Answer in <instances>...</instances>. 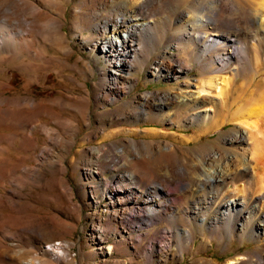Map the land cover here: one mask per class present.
<instances>
[{
  "label": "rangeland",
  "instance_id": "374dc122",
  "mask_svg": "<svg viewBox=\"0 0 264 264\" xmlns=\"http://www.w3.org/2000/svg\"><path fill=\"white\" fill-rule=\"evenodd\" d=\"M41 1L34 2L46 13L42 17L59 25L38 34L32 52L18 51L6 35L24 25L0 17V264H241L229 261L264 254V239H249L248 232L238 237L235 213L228 220L217 213L228 196L240 201L253 193L249 201L262 202L261 192L245 185L246 174L217 186L168 183L171 175L184 183L200 165L210 170L223 164L224 157L213 159L212 152L250 158L242 150L250 144L246 128L231 119L239 104L249 106L257 97V85L264 87V28L257 18L250 23L248 1L239 0L241 12L235 13L233 1L223 0L228 23L224 17L221 27L202 29L193 23L197 10L190 5L208 6L209 0L141 5L139 19L151 34L139 36L133 66L123 71L130 81H118L116 88L103 81L114 59L96 44L95 14H114L119 7L102 5L104 0ZM198 30L207 37L234 36L238 54L215 70L211 59L201 58L211 46L191 41ZM179 41L184 49L174 46ZM211 77L221 87L203 99L159 100L165 94L194 97ZM28 98L29 106L23 104ZM214 121L219 125L209 129ZM237 132H245L244 141L229 143ZM94 149L116 154L118 165ZM129 172L136 186L125 178L120 187L114 175ZM159 184L151 194L167 199L164 212L130 217L145 190ZM110 185L113 196L106 194ZM139 191L143 196L134 201ZM184 228L191 230L186 242Z\"/></svg>",
  "mask_w": 264,
  "mask_h": 264
},
{
  "label": "bare ground",
  "instance_id": "6f19581e",
  "mask_svg": "<svg viewBox=\"0 0 264 264\" xmlns=\"http://www.w3.org/2000/svg\"><path fill=\"white\" fill-rule=\"evenodd\" d=\"M34 1L37 4H40L41 0L40 1L0 0V17L11 20L13 19L15 21H18L20 23L19 25L22 24L24 25L23 27H25L24 29H21L19 31L14 30V32L11 34L10 33L6 34L8 38L12 41L15 49H18V51L19 50L31 51L33 44L36 41L35 38L38 34L39 35L43 34V31L48 25H52V27L53 25L54 26L59 25L56 24V19L54 18L45 19L44 17H42L46 13L41 11L39 7L35 5ZM108 1L113 2L114 3L113 5L119 7L120 10L117 11L116 13L114 12V14L113 13L107 15L100 13L95 14V17L99 21L97 23L99 35H97L95 39L96 40L98 39L96 43L99 44L98 48H101V50L103 49L105 53L109 51L111 54H113L112 58L114 60L111 62L110 66L105 67L104 69L103 81L106 87L116 88L118 86L117 84L118 81H123L125 79H126L125 83H128L130 81L128 77L124 76L123 71H125L128 74L129 69L131 70V67L133 66L132 60L134 59L136 54V49L138 48L137 42L139 40V36L144 37L143 36L144 34L145 35L147 33L151 34L148 24L146 22H142L141 19H139L140 17H139L138 8L141 5H143L144 7V4L149 5V3H151L153 0H104L101 1V3L103 5L105 4L104 2L107 3ZM163 1L170 3V0H163ZM209 1L210 2L208 6L202 3L201 1H198L197 3H192L190 5V8H195L197 10L196 13L193 14V18L196 21L193 23L196 24L198 28L202 29L203 26L208 24H215V25L217 24L219 27H221V22H223V20L226 18L222 8L223 0H209ZM232 1L231 4L233 5V12L235 11V13H237L241 7V3L239 2V0H232ZM247 1L251 11L249 14L250 18L248 17L250 23L252 24L255 23V18H257L264 28V0H247ZM215 2H220L219 5L220 7L214 12L213 9L215 8ZM132 6H136L133 12L129 11V9H131ZM199 10H205L206 13L199 14L198 12ZM228 20L229 19L226 18L224 21L228 23ZM2 21L4 20L2 19L1 22ZM225 27H236V26L234 24L233 25L229 24L226 25ZM262 30L264 31V29ZM202 33H203L202 31L198 30L195 33V35H190L191 41L194 42V40L197 41L204 40L208 43V45L211 46V47H204L202 49L201 58L207 57L209 58V61L211 59L212 64L215 65V70L223 68L224 64L226 63V60H229L230 58H233V56L235 57L238 54V51L234 47V43L236 42V38L234 36H232L233 37L232 38L230 37V35H227V36H223V38L221 39V37L214 38V37H210V35L207 37ZM135 40L137 41L135 42ZM0 41H2L1 37H0ZM180 43H182V41H179L178 44L175 43L174 46L182 47L184 49V44L182 43L181 45ZM156 65L157 67H159V69H164L163 66H165V64H163L162 61L157 62ZM217 80H218L217 77H211L209 80L205 82L206 88H199L196 92V96L194 97L189 98L190 96H183L181 99L179 97L177 99V96L165 94L161 96L159 100L171 101V102L175 101L176 103L180 101L181 103H186L189 99L199 100L198 97L201 96L203 99L205 98L203 94H205L206 92L211 93L212 90L215 91L218 88L220 89L221 86L220 87L218 86L220 81ZM263 88L264 87L257 85V90H258V91L256 90L257 97L250 98L251 103L249 106L246 105V103L239 104L236 110L233 111L231 117V119H237V121L243 124L246 128L247 139H249L250 144H248L247 148L243 147L242 150L243 152L246 151L249 152V157H250L249 159L244 158L240 153L229 155L226 153L225 150H221V151L219 150L218 152L210 153L209 156L211 155V158L213 159L215 157L217 158V156H219L217 159L223 156L224 157L223 159L225 160L223 161V164L221 163L219 164V166H214L210 170L204 167V165H200L198 169V173L197 174L194 173L195 175L190 174L188 176L187 181L186 182L184 181V183L181 182L180 181L181 179L177 178V176L175 175L169 176L168 179V183L169 181L170 183L171 181H174L180 183L179 185H181V183L182 185L185 183L187 184L194 183L198 185L215 184L217 186V185H224L226 181L232 179L233 177L236 176L242 177L246 174L247 180L245 181V185L247 184L246 186L251 191L261 192L260 198H262V202H259V199L254 200V202L249 201L250 198H252L253 193L251 196L247 197L248 199L244 197L241 198L240 201H238L239 198H235L234 196L233 197L228 196L227 198H223L221 200L220 205L222 206V209L220 208V210H218L217 213L221 217H224L227 220L232 217V216L230 217L231 213H235V216H237L235 217V220L239 218L241 220V222L239 221L238 237L240 238L241 235L248 232L247 237L249 239L252 238L257 241L260 239H264V128L261 127L262 126L261 121H264V89ZM23 104L27 106L31 105L32 99L29 98L26 99L23 102ZM218 125L219 124H217V122L214 121L211 124L212 127L210 126L209 129L211 128L213 129V127ZM244 133L245 132H241V133L237 132L229 135L228 142L238 143V144L240 142L242 143L245 138ZM93 152L96 153L97 157H100L101 160H104L113 165L114 164L118 165L117 161L119 159H117L118 157H116L117 156L116 154L110 153L108 155L107 154L105 155L104 153H101L102 151H99V149H94ZM230 164H232V166H230ZM207 165L209 166V164ZM129 173H128L129 175L123 173L122 174L118 173L114 175L116 181L120 183V187H122L123 185L121 180H123L124 182L125 178L129 179V181H131V183L136 186L137 179L133 178L132 172ZM179 173L181 174V171H179ZM162 185L161 184H159V186L155 185V188L152 187L153 190H149V189L145 190L144 194L146 198H142V200L136 201V203L139 205L138 207L139 211L138 212L132 211L130 212L129 216L138 219L143 215L142 213L144 212H145L144 215L146 217L148 216L150 217L152 215L160 214L164 212L163 209L165 207V200L167 199L165 198L160 200L157 198L158 200H156L155 197L156 194L154 193L151 194V192H154L155 190L158 191L159 187H161ZM215 190L216 188H214L211 191V192H215L214 195L218 193V190L216 191ZM114 193L115 190L113 186L110 185L108 190L106 191V194H111V196H113ZM138 196L142 197L143 192L139 191L138 194L132 196V199L135 201V198ZM143 203L147 204V207L142 205ZM231 210L233 211L231 212ZM218 214L212 217V220L214 222L217 221ZM254 214L257 220L253 218ZM146 222H149L150 225L152 223L151 221H146ZM182 234H183V240L185 242L191 238V230L189 228H184L182 230ZM229 262H239V263L241 262V264L242 263L264 264V254H262V252L259 253L257 252L254 255V257L241 255L239 257L231 259Z\"/></svg>",
  "mask_w": 264,
  "mask_h": 264
}]
</instances>
